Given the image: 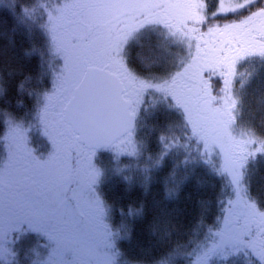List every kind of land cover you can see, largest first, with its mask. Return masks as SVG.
Masks as SVG:
<instances>
[{
	"label": "snow or ice",
	"instance_id": "6c2138e0",
	"mask_svg": "<svg viewBox=\"0 0 264 264\" xmlns=\"http://www.w3.org/2000/svg\"><path fill=\"white\" fill-rule=\"evenodd\" d=\"M5 7L29 33L34 27L46 32L48 52L63 65L57 70L49 62L53 87L37 99L36 118L52 144L47 158L25 154V130L0 109L12 138L8 160L0 164V264H20L16 245L32 232L50 243L46 256L32 250L31 264H119L115 241L129 229L121 224L112 231L111 209L97 192L102 173L92 157L104 145L144 161L140 166L137 160L138 175L123 176L129 189L139 186L147 193L173 152L176 158L162 178L168 198L189 178V165L223 181L219 227L194 248L187 243L193 252L186 255H195L190 264H209L216 256L226 261L230 255H242L244 264H264V203L253 200L246 185L250 165L264 162V122L240 126L233 90L240 63L258 60L264 67V0H53L43 5L13 0ZM37 8H47L42 25H37L42 17L33 19ZM130 42L175 46L187 55L174 73L152 71L163 66L162 58L142 61L137 73L124 61ZM7 91L0 74V98ZM174 113L183 120L181 137L159 136L156 152L132 139L136 127L149 122L153 128L162 125L164 133L173 131L168 118ZM181 170L186 174L176 188L167 187ZM143 212V205L129 206L127 215ZM171 255L157 264H171Z\"/></svg>",
	"mask_w": 264,
	"mask_h": 264
},
{
	"label": "trees",
	"instance_id": "16d2710c",
	"mask_svg": "<svg viewBox=\"0 0 264 264\" xmlns=\"http://www.w3.org/2000/svg\"><path fill=\"white\" fill-rule=\"evenodd\" d=\"M37 1L40 5L44 4V0H33V4ZM10 2L13 0H0V74L7 81L8 88L7 95L0 98V109L11 114L16 122L30 124L39 107L38 96L42 98L43 94L51 91L53 87V71L49 67V62L58 70L63 65V60L60 57H53L48 52L46 32L34 27L29 33L24 26L17 24L14 18L16 14L5 7ZM14 2L23 5L24 0H14ZM44 13L38 10V17L42 18L38 20L37 25L46 22ZM151 46L144 44L141 47L140 44L132 42L127 44L124 51L125 64L140 73L143 71L142 61L162 58L163 66L152 69L155 74L178 71L175 56L167 48L157 47L154 50ZM147 49L151 51L148 52ZM138 52L142 57H139ZM9 70H14L12 76L7 75ZM237 73L233 85L237 89L234 95L238 100L237 112L242 115L240 126L250 124L260 126L264 122V67L260 66L258 60L242 62L238 65ZM249 74H254L251 79ZM26 77L28 79H25ZM21 82H23L22 91L18 90ZM220 84L222 81L216 86ZM29 93L35 94L29 95ZM3 122L0 121V134L3 132ZM182 123V117L174 113L168 118L169 126H174L173 131L164 133L161 130L162 125L153 128L152 122H149L146 125H138L135 129L138 136L134 137L142 147L147 143L152 152H156L159 147L157 138L161 135L177 134V131L182 129ZM23 125L27 124L23 123ZM36 129L38 141H33V144L34 147L38 146V156L41 155L42 158L49 156L52 152L50 138L41 124H38ZM114 152V149L107 147L97 153L96 159L102 162V167L99 168L102 174L97 191L98 188H103L101 193L104 197L106 195L113 226L119 228L121 224H125L129 229L127 232H122L123 235L116 245L119 252L116 259L119 264H157L165 254H172L171 264H190L191 260L195 259V255L189 257L186 254L193 252L195 243L203 241L210 229L215 230L219 227L222 219L219 193L223 188V181L208 175L199 166L193 171L189 165L187 169L189 178L179 185L173 197L168 198L162 178L171 169V160L176 158L173 152L165 167L155 173V182L147 193L139 186L129 189L123 179L124 175L116 170ZM179 159L183 160L184 156L181 155ZM119 160L130 164L132 162L131 158L125 155H119ZM217 163H219L218 159ZM250 169V176L246 180L248 195L258 203H264V162L250 165ZM185 174V171H179L175 181L170 180L167 187L176 188L177 182ZM130 175H138V172L134 170ZM100 198L104 201L103 197ZM140 205L144 208L143 215L136 217L127 215L129 206L138 208ZM32 240L33 236L28 235L17 244L19 253ZM189 241L193 242V248L186 246ZM178 245L184 247L178 249ZM24 260H20V264H25ZM237 260L244 264L242 255H230L229 263L223 262L219 256H216L209 264H235Z\"/></svg>",
	"mask_w": 264,
	"mask_h": 264
},
{
	"label": "rangeland",
	"instance_id": "374dc122",
	"mask_svg": "<svg viewBox=\"0 0 264 264\" xmlns=\"http://www.w3.org/2000/svg\"><path fill=\"white\" fill-rule=\"evenodd\" d=\"M44 2V4L45 3H49V2H53V0H44L43 1ZM34 4H38V1L36 2V3H34ZM32 7V6H31ZM31 7H29L30 9H31ZM38 8L34 11V16H33V19H36V17H38ZM40 11V10H39ZM46 11H47V8H45L44 9V12L46 13ZM45 16V15H44ZM46 20H47V16H45L44 17ZM37 24H38V20H37ZM154 50H156V46H155V42L153 43V45L151 46ZM174 56H175V59H176V64H178L179 63V60H180V58H182V57H184V56H186L187 55V52H186V50H182L181 48H179V47H175V46H171V47H168L167 48ZM147 51L148 52H150L151 51V49H147ZM139 52H140V49H139ZM138 52V53H139ZM152 54V53H151ZM151 54H149L150 56H151ZM154 56V55H153ZM139 57H142V55H141V53H139ZM167 63L168 64H170L168 61H167ZM178 68H176V70H177ZM179 70V69H178ZM236 79V78H235ZM220 87H222V84H220L219 86H216V88H217V90L220 88ZM233 90H234V95H236V93H237V89H236V87H234V85H233ZM18 123V122H17ZM23 123H25V124H27V125H23ZM22 124H20V123H18V124H20L22 127H23V129L25 130V142H24V145H23V147H25L26 145L27 146H30V141L31 140H37L38 141V135H37V137H36V133H37V129L36 128H38V124H41L40 122L38 123V119L36 118V115L34 116V118H33V120H32V123H30V124H28V123H26V122H23ZM2 129H3V132L0 134V164L3 162V160H4V158H5V156H6V137H8L9 135H11V134H9V125H8V123L7 122H3L2 123ZM32 126H34V127H32ZM136 130H134V132H133V136H132V139H134L135 141H136V136H138L136 133ZM183 135V131H182V129L180 130H178L177 131V134H174V135H167L168 136V138H169V141H171V138L173 137V136H175V137H181ZM135 136V137H134ZM11 137V136H10ZM181 143H183V141L181 140ZM142 146V145H141ZM102 148H105V147H97L96 149H95V151H94V155H93V157H92V159H93V163L95 164V166H96V168L97 169H99V168H101L102 167V162L101 161H99V160H97L96 159V157H97V153H98V151L99 150H101ZM110 149H114V157H115V160H116V170H117V172L118 173H121V175L123 174L124 176L125 175H130L131 174V172L132 171H134L135 170V172L137 171H139V169H138V166H137V160L139 159V158H131V160H132V162H131V167H127V165H129L130 163H128V162H124V161H120L119 160V153L120 152H122V151H124L123 149H118L117 147H110ZM145 155H147V154H145ZM135 161V162H134ZM143 164H144V161L142 160V159H139V165L140 166H143ZM100 170V169H99ZM100 172H101V170H100ZM246 180H248V178L246 179ZM100 185H101V182H100ZM102 186V185H101ZM103 188L101 187V189L100 188H98V194L101 196V197H103L104 198V201H105V203H106V195H105V197H104V195H103V193H101V190H102ZM103 192V191H102ZM107 204V203H106ZM108 205V204H107ZM109 222H110V225L112 226V231H117L118 230V228H115L114 226H113V222H112V218H111V216H110V220H109ZM30 236V235H32L33 236V240L30 242V243H27V245H26V247L21 251V253H19V260H22V259H25L24 261H25V264H31V259H32V250L33 249H35V250H37V251H39V253L42 255V256H46L47 255V252H48V245H49V240H48V238L46 237V236H44L43 234H40V233H36V232H32V233H26V234H24V235H26V236H28V235ZM122 232L120 233V236H119V238L118 239H116V241H115V244L117 245V242H118V240L122 237ZM26 236H24V238L26 237ZM23 238V239H24ZM22 239V240H23ZM19 247V245L18 246H16V248H18ZM19 251V250H18ZM222 260V259H221ZM223 262H227V263H229V261L228 260H222ZM235 264H241V262H239V260H237V262L235 263Z\"/></svg>",
	"mask_w": 264,
	"mask_h": 264
},
{
	"label": "flooded vegetation",
	"instance_id": "af4514ba",
	"mask_svg": "<svg viewBox=\"0 0 264 264\" xmlns=\"http://www.w3.org/2000/svg\"><path fill=\"white\" fill-rule=\"evenodd\" d=\"M249 61H252V60H249ZM257 61V60H256ZM9 134H10V131H9ZM11 135H9L8 137H6V156L2 162V164L6 163L7 160H8V156H9V150H10V145H11V140L12 138L10 137ZM33 141H36L37 140H31L29 143H30V146H25L23 147V150L25 152L26 155H31V156H35L36 158H38V146L34 147V144H33Z\"/></svg>",
	"mask_w": 264,
	"mask_h": 264
},
{
	"label": "water",
	"instance_id": "95a60500",
	"mask_svg": "<svg viewBox=\"0 0 264 264\" xmlns=\"http://www.w3.org/2000/svg\"><path fill=\"white\" fill-rule=\"evenodd\" d=\"M104 146H108V145H104Z\"/></svg>",
	"mask_w": 264,
	"mask_h": 264
}]
</instances>
